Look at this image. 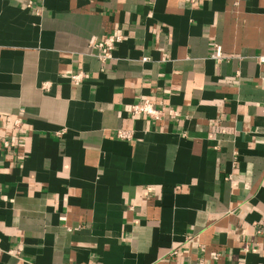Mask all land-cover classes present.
Returning a JSON list of instances; mask_svg holds the SVG:
<instances>
[{"label":"crops","instance_id":"crops-1","mask_svg":"<svg viewBox=\"0 0 264 264\" xmlns=\"http://www.w3.org/2000/svg\"><path fill=\"white\" fill-rule=\"evenodd\" d=\"M260 57L264 0H0V264H264Z\"/></svg>","mask_w":264,"mask_h":264},{"label":"built area","instance_id":"built-area-1","mask_svg":"<svg viewBox=\"0 0 264 264\" xmlns=\"http://www.w3.org/2000/svg\"><path fill=\"white\" fill-rule=\"evenodd\" d=\"M121 40V36L119 35H109L102 39L101 41L95 42L93 44V48H95L98 51L97 57L98 59L104 63L108 58L111 56V51L114 47V45ZM212 57L216 60H219L221 58L220 53V47L215 45L214 52L212 54ZM145 59V58H144ZM261 61H264V57H260ZM84 77V74L82 72L74 73L71 75V79L75 81H79ZM130 115L133 117H144L149 118L154 121L161 120L166 115H174L176 114L171 109H163L159 106H157L155 103L148 99L139 100L135 103H133L130 106ZM21 122L19 120H15L13 125L15 128H18L20 126ZM118 137L122 139H130L131 138V132L129 131H122L119 130L117 133ZM3 146H8V141H3ZM175 252H171L170 254H174Z\"/></svg>","mask_w":264,"mask_h":264}]
</instances>
